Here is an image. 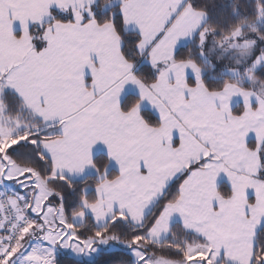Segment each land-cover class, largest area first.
<instances>
[{
	"label": "snow or ice",
	"instance_id": "obj_1",
	"mask_svg": "<svg viewBox=\"0 0 264 264\" xmlns=\"http://www.w3.org/2000/svg\"><path fill=\"white\" fill-rule=\"evenodd\" d=\"M249 4L0 0V264H264Z\"/></svg>",
	"mask_w": 264,
	"mask_h": 264
},
{
	"label": "trees",
	"instance_id": "obj_2",
	"mask_svg": "<svg viewBox=\"0 0 264 264\" xmlns=\"http://www.w3.org/2000/svg\"><path fill=\"white\" fill-rule=\"evenodd\" d=\"M213 2H217V0H201L202 4L203 3H213ZM228 3L234 8L241 9V11L238 12L235 16L228 18V20L231 23V29L226 30V32L233 30V29L234 30L240 29L244 32V34H249L251 31H253V26H255L257 23V17L254 14H251V12H250L249 0H228ZM196 9L200 10V11L204 10L203 7H201V6H198ZM57 19L59 20V18H57ZM223 24H224L223 20H221L220 25H217V23L215 21H210L208 26L210 28H216L218 26H222ZM246 25L248 27H245ZM260 27L264 28V24L260 25ZM217 39H219V37ZM225 75L231 83H234V84L241 87V82L237 77H233L232 75L227 74V73ZM256 77L264 83V78H260L258 76H256ZM141 78L143 79V77H141ZM222 83H223V78H221L217 81H214L211 84V87L219 88L222 85ZM242 88L247 89V90L251 89V87H249L247 85H244ZM242 110H243L242 104H239L238 106H236L234 108L235 114L241 113ZM220 192L222 195L227 194L223 188L220 189ZM177 231L178 232L180 231L179 228H177Z\"/></svg>",
	"mask_w": 264,
	"mask_h": 264
},
{
	"label": "crops",
	"instance_id": "obj_3",
	"mask_svg": "<svg viewBox=\"0 0 264 264\" xmlns=\"http://www.w3.org/2000/svg\"><path fill=\"white\" fill-rule=\"evenodd\" d=\"M45 2H46V0H45ZM195 11L196 12H201L200 10H197V9H195ZM45 12H47L46 9L40 8V9L37 10V15H40L41 13H45ZM142 15L148 20L149 23H151L155 19V16L153 15V13L151 11H142ZM19 38L22 39L23 37L21 36ZM191 83L192 82L189 81V84H191ZM238 87H240V86H238ZM241 90L245 91L246 89L242 88ZM247 92H249V91H247ZM239 104L243 105V110H242V112H243L244 111V104H245L244 98L242 96L233 97V99H232L233 116H237L238 115V114H235L234 108L236 106H238ZM255 107H256V105H253V109H255Z\"/></svg>",
	"mask_w": 264,
	"mask_h": 264
},
{
	"label": "rangeland",
	"instance_id": "obj_4",
	"mask_svg": "<svg viewBox=\"0 0 264 264\" xmlns=\"http://www.w3.org/2000/svg\"><path fill=\"white\" fill-rule=\"evenodd\" d=\"M202 12V11H201ZM42 18H44L45 20L47 19V12L45 13H41L40 15H38ZM264 24V23H261V25ZM240 30V29H239ZM244 34V32H243ZM245 36H247L248 34H244ZM250 42V41H249ZM228 61H226L227 63ZM227 74H230V73H227ZM231 75V74H230ZM234 77V76H233ZM254 80H259L257 77H253ZM255 88H256V92H257V95L260 99H264V83L262 81H260V83L256 84L255 85ZM247 90V89H246ZM245 90V91H246ZM247 91L251 92L252 91V88L251 89H248Z\"/></svg>",
	"mask_w": 264,
	"mask_h": 264
}]
</instances>
